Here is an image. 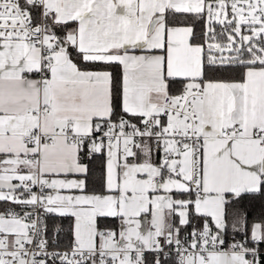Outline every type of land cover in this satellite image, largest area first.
<instances>
[{"label":"snow or ice","instance_id":"6c2138e0","mask_svg":"<svg viewBox=\"0 0 264 264\" xmlns=\"http://www.w3.org/2000/svg\"><path fill=\"white\" fill-rule=\"evenodd\" d=\"M0 264H264V0H0Z\"/></svg>","mask_w":264,"mask_h":264}]
</instances>
